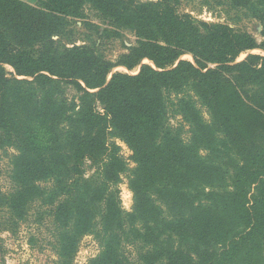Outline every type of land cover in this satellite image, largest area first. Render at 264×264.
Here are the masks:
<instances>
[{
	"label": "trees",
	"instance_id": "obj_1",
	"mask_svg": "<svg viewBox=\"0 0 264 264\" xmlns=\"http://www.w3.org/2000/svg\"><path fill=\"white\" fill-rule=\"evenodd\" d=\"M201 1L264 30V0ZM178 2L0 0V234L32 220L56 264L86 236L85 264H264V40ZM87 6L137 46L110 61L72 43Z\"/></svg>",
	"mask_w": 264,
	"mask_h": 264
},
{
	"label": "rangeland",
	"instance_id": "obj_2",
	"mask_svg": "<svg viewBox=\"0 0 264 264\" xmlns=\"http://www.w3.org/2000/svg\"><path fill=\"white\" fill-rule=\"evenodd\" d=\"M141 3L156 2L158 0H137ZM177 11L181 14H189L198 21L208 24H224L239 33L252 35L258 43L264 40V30L261 24L253 19L246 18L242 12L228 10L216 1L210 5H204L201 0H178ZM37 5V3L35 4ZM84 19L73 20L71 29L72 43L76 45L86 44L92 47L105 59L115 61L119 56L127 53L129 48L138 44L135 33L130 29L118 28L104 21L100 14L87 6L84 9ZM255 50L252 53H260ZM242 54L238 61L245 58ZM183 60L193 62L190 55L181 57ZM142 64H151L144 60ZM152 65V64H151ZM8 73L13 70L6 66ZM127 72L122 67L115 68L113 72ZM135 71L134 73H136ZM124 158L128 161L130 152L124 145H121ZM0 168L3 173L0 175V188L6 192L10 184L7 178L8 159L0 155ZM92 168L86 167L87 175H90ZM121 205L124 211L131 212L133 195L127 185L125 177L119 185ZM34 214V213H33ZM31 214V215H33ZM47 221V220H46ZM48 222V221H47ZM48 232L44 228H37L32 220L20 225L17 234H0V264H56V257L49 245ZM32 239V242L30 240ZM99 248L92 236L82 239L79 251L75 257L77 264H85L88 259L98 254Z\"/></svg>",
	"mask_w": 264,
	"mask_h": 264
},
{
	"label": "crops",
	"instance_id": "obj_3",
	"mask_svg": "<svg viewBox=\"0 0 264 264\" xmlns=\"http://www.w3.org/2000/svg\"><path fill=\"white\" fill-rule=\"evenodd\" d=\"M20 1L30 4V5H35L38 2V0H20Z\"/></svg>",
	"mask_w": 264,
	"mask_h": 264
}]
</instances>
